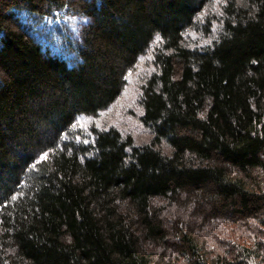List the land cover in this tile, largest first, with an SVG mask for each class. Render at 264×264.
Segmentation results:
<instances>
[{
	"label": "trees",
	"instance_id": "1",
	"mask_svg": "<svg viewBox=\"0 0 264 264\" xmlns=\"http://www.w3.org/2000/svg\"><path fill=\"white\" fill-rule=\"evenodd\" d=\"M209 3L0 0V264H264V0ZM60 11L67 54L33 29ZM147 51L151 139L86 141Z\"/></svg>",
	"mask_w": 264,
	"mask_h": 264
},
{
	"label": "rangeland",
	"instance_id": "2",
	"mask_svg": "<svg viewBox=\"0 0 264 264\" xmlns=\"http://www.w3.org/2000/svg\"><path fill=\"white\" fill-rule=\"evenodd\" d=\"M221 0H210L208 8L217 10ZM83 23L79 15L60 11L55 16L43 18L33 24L34 33L44 46L56 52L67 54V41L76 35L77 28ZM204 37L194 32H189L186 41L190 44L203 42ZM154 67L151 63L150 53L147 51L141 55L134 68L127 75V82L119 96L107 107L99 110L96 115H78L76 127L83 132L84 139L89 138V127L95 126L98 129L113 127L122 135H130L134 144H143L151 139L150 130L145 127L139 117L142 108L138 103L139 86ZM163 150L167 151V147Z\"/></svg>",
	"mask_w": 264,
	"mask_h": 264
}]
</instances>
